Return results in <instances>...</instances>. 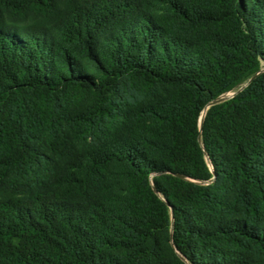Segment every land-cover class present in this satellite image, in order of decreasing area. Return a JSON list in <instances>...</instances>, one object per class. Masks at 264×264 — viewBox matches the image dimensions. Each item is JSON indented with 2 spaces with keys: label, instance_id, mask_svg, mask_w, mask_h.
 I'll return each mask as SVG.
<instances>
[{
  "label": "trees",
  "instance_id": "obj_1",
  "mask_svg": "<svg viewBox=\"0 0 264 264\" xmlns=\"http://www.w3.org/2000/svg\"><path fill=\"white\" fill-rule=\"evenodd\" d=\"M261 64L264 0H0V264H264V72L199 127Z\"/></svg>",
  "mask_w": 264,
  "mask_h": 264
},
{
  "label": "rangeland",
  "instance_id": "obj_2",
  "mask_svg": "<svg viewBox=\"0 0 264 264\" xmlns=\"http://www.w3.org/2000/svg\"><path fill=\"white\" fill-rule=\"evenodd\" d=\"M261 66H262L261 69H264V64H261ZM242 86H243V84L242 85H239L238 87L232 89L231 91L223 94L222 96L227 97V96H229V95L237 92ZM243 88L244 87H242L239 91H241ZM138 89L141 90L140 87H138ZM145 96L146 97H150V98L153 97V98H157L159 100H162V99H166V98H168L170 96V90L168 88L158 87L157 89L151 90V95H145ZM203 155H204V158L206 160L207 165L210 167L209 161H208L207 157L205 156V153L204 152H203ZM153 175H154L153 173L151 175H149V178L151 179ZM212 180H213V175H212V177L209 180L204 181L202 183L203 184H206V183L211 182Z\"/></svg>",
  "mask_w": 264,
  "mask_h": 264
},
{
  "label": "water",
  "instance_id": "obj_3",
  "mask_svg": "<svg viewBox=\"0 0 264 264\" xmlns=\"http://www.w3.org/2000/svg\"><path fill=\"white\" fill-rule=\"evenodd\" d=\"M262 72H264V69H260V70H258L257 72H255L254 74H252V75L249 77L248 82H247L243 87H245V86H246V85H247L252 79H254L255 77H257V76H258L260 73H262ZM237 92H239V90H238ZM237 92H235V93H233V94H231V95H229V96H227V97H221V95H220V96L216 97L215 99H213L212 101H210V102L205 106L204 111L201 113V116H200V119H199V127H200V125H201V123H202V117H203L205 111H206L210 106L215 105V104H218V103H221V102H223V101H226L227 99L233 97ZM199 142H200V144H201V140H200V138H199ZM205 156H206V155H205ZM170 214H171V212H170ZM171 220H172V218H171Z\"/></svg>",
  "mask_w": 264,
  "mask_h": 264
},
{
  "label": "bare ground",
  "instance_id": "obj_4",
  "mask_svg": "<svg viewBox=\"0 0 264 264\" xmlns=\"http://www.w3.org/2000/svg\"><path fill=\"white\" fill-rule=\"evenodd\" d=\"M247 82H248V81H247ZM247 82H246V83H247ZM246 83H245V84H246ZM245 84H243V86H244ZM243 86H242V87H243ZM242 87H241V88H242ZM241 88H240V89H241ZM240 89H239V90H240ZM221 97H225V96H222V95H221Z\"/></svg>",
  "mask_w": 264,
  "mask_h": 264
}]
</instances>
